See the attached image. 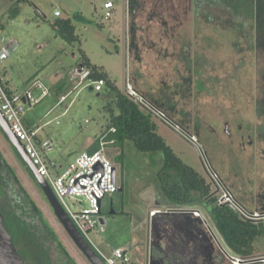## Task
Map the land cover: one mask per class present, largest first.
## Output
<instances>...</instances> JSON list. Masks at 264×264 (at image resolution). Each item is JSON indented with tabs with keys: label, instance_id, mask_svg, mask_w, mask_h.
<instances>
[{
	"label": "rangeland",
	"instance_id": "rangeland-1",
	"mask_svg": "<svg viewBox=\"0 0 264 264\" xmlns=\"http://www.w3.org/2000/svg\"><path fill=\"white\" fill-rule=\"evenodd\" d=\"M106 1H21L20 14L12 19L9 9L15 0H0V44L18 42L0 72L15 92L31 88L36 101L32 106L26 104L24 123L28 129L37 130V146L52 176L106 139L103 134L108 129L109 113L103 108L102 94L107 89L91 88L92 81L80 66L86 54L126 94L131 84L139 94L176 104L185 112V117L179 113L174 117L191 135L153 116L158 133L186 164L212 184L218 199L224 192L217 191L208 162L211 170L234 189L250 218L264 216L260 203L264 143L259 139V127L264 124V2L255 1L251 15L249 9H241L238 4L239 12L230 9L236 0H215L219 1L216 6L207 5L199 14L191 0H140L139 47L131 51L130 0H112L115 7L111 18L105 16ZM240 1L246 7L252 0ZM57 10L61 16L56 15ZM66 18L75 25L79 40L67 41L54 25ZM199 81L205 87L201 91ZM61 93H65V99ZM183 118L189 122L186 124ZM238 124L255 128L253 145H240ZM192 135L199 142L192 140ZM47 140L50 145L43 148ZM105 149L116 165L119 190L104 198V208L108 210L113 201L114 212L100 216L104 222L91 230V243L107 256L114 248L125 247L131 256L128 264H149L151 211L192 207L169 206L162 201L154 183L160 163L152 165L149 153L137 150L133 142L126 143L122 162L118 159L121 147ZM0 151L75 262L92 264L60 223L40 184L1 127ZM156 157L159 162L161 156ZM67 201L72 210H79L77 202ZM201 210L213 225L206 209ZM157 221L156 227H160L163 222L160 218ZM214 230L228 252L234 254L220 232ZM254 245L253 258L264 260V235Z\"/></svg>",
	"mask_w": 264,
	"mask_h": 264
},
{
	"label": "trees",
	"instance_id": "trees-1",
	"mask_svg": "<svg viewBox=\"0 0 264 264\" xmlns=\"http://www.w3.org/2000/svg\"><path fill=\"white\" fill-rule=\"evenodd\" d=\"M21 1L27 0H15L9 9L10 18L14 19L20 14ZM255 1L264 2V0H252L249 2L250 5L246 3V8L240 0H236L230 4L229 8L238 11V4L241 9H249L247 11L252 15L256 9ZM218 2L215 0H194V10L199 14L205 6H216ZM240 2L241 5H239ZM129 5L132 14L129 47L133 51L139 47L137 15L141 2L140 0H130ZM54 25L67 41L79 40L76 27L70 18L59 19ZM80 66L89 72L86 78L91 81L104 79L106 82L103 90L106 88L107 93L102 95L105 99L103 108L109 113V123L103 137L108 141L107 146L122 148L123 151L118 155L119 161L123 160L125 145L128 141L133 142L137 150L149 153L152 165L156 166L160 163V167L155 173L157 175L154 183L166 205H187L199 209L204 207L210 215L212 226L224 237L228 247L235 254L253 256L256 249L254 242L259 236L264 235V223L245 219L227 203H219L218 197L214 195L212 184L195 168L186 164L167 144L164 137L158 133L157 123L153 120L154 115L144 108V104L122 91L109 74L98 65L93 64L86 54H84ZM91 88L93 87L91 86ZM8 89L11 93L15 92L9 85ZM203 89L205 87L199 81V90ZM140 94L150 104L162 107L170 117L176 119L174 114L178 113L185 117V112H181L176 104L160 103L155 98ZM183 121L186 124L189 122L187 118H183ZM182 126L185 129L184 133L191 135L189 129L184 124ZM113 128L115 131H112ZM100 148L101 143H98L89 152ZM158 154L161 156L159 162L156 160ZM0 210L4 214L5 223L13 235L14 242L28 264H77L53 228L45 220L40 208L23 187L1 151ZM105 212L109 211L104 209L102 214ZM177 214L180 213H175V215ZM183 214L187 215V213H181V215Z\"/></svg>",
	"mask_w": 264,
	"mask_h": 264
},
{
	"label": "built area",
	"instance_id": "built-area-1",
	"mask_svg": "<svg viewBox=\"0 0 264 264\" xmlns=\"http://www.w3.org/2000/svg\"><path fill=\"white\" fill-rule=\"evenodd\" d=\"M115 4L112 0L104 3L105 16L111 18L113 16V9ZM56 15L60 16L61 12L56 11ZM18 42L13 40L7 45L0 44V66L10 56V54L17 48ZM85 77L89 74L88 71L83 70ZM93 89L102 91L105 85V80L100 79L92 81ZM127 94L144 104V108L151 111L154 116H157L167 122H170L176 131L184 132V127L176 119L170 117L162 107L154 106L146 101V99L139 94V92L128 84ZM48 90H44L47 94ZM64 96L62 99H65ZM36 99L32 93L31 88L25 89L23 93H11L8 89V84L4 76L0 72V110L8 120L13 132L23 143L27 153L37 166L39 173L45 177L49 182L56 196L61 204L68 212L72 220L75 222L79 230L91 243L90 232L101 222L102 203L107 195L116 193L119 190L117 184V168L112 158L107 154L105 147L108 141L106 139L101 143V148L89 152L81 153L74 161L69 163L60 173L52 176L47 163L43 160L40 150L37 146V130H30L24 123V112L26 104L32 106ZM115 131V128L112 129ZM192 140H199L195 135L191 136ZM50 142L44 141L42 147L46 148ZM208 167L212 173V178L218 180L219 174L211 170L208 162ZM223 198H228V194H223L219 199V203L223 202ZM77 202L80 206L79 210L74 211L68 204L67 200ZM159 209L151 211L152 219L158 215ZM165 212V211H161ZM193 213L195 216H201V212L191 209H180V211L172 210L170 213ZM205 223L208 224L206 220ZM212 227V226H211ZM92 244V243H91ZM93 245V244H92ZM94 246V245H93ZM108 264H128L131 262L129 251L125 247H116L112 250V255L107 256L95 245L94 246ZM235 264H240V258L236 256Z\"/></svg>",
	"mask_w": 264,
	"mask_h": 264
},
{
	"label": "flooded vegetation",
	"instance_id": "flooded-vegetation-1",
	"mask_svg": "<svg viewBox=\"0 0 264 264\" xmlns=\"http://www.w3.org/2000/svg\"><path fill=\"white\" fill-rule=\"evenodd\" d=\"M254 129L251 124L246 129L242 124H238L241 146L255 143ZM259 139L264 143V124L259 127ZM215 187L218 192L228 194V198H223L221 204H231L245 219L263 222L264 216L256 215L257 218L248 216L249 210L235 197L234 189L230 188L222 177L219 176ZM260 197V203L264 206V192H261ZM112 208H114L113 201L108 211ZM104 209L102 203L101 213ZM206 220V216L202 213L201 216L164 215L159 221L163 223L160 227H156L153 238L155 257L161 260L162 264H235L236 256L240 258V264H263L264 260L259 261L260 258L229 253L214 227L208 220V224L205 223Z\"/></svg>",
	"mask_w": 264,
	"mask_h": 264
},
{
	"label": "water",
	"instance_id": "water-1",
	"mask_svg": "<svg viewBox=\"0 0 264 264\" xmlns=\"http://www.w3.org/2000/svg\"><path fill=\"white\" fill-rule=\"evenodd\" d=\"M84 68L81 66V71ZM0 127L4 131L5 135L11 142V144L16 148L18 154L26 165L31 170L32 174L40 184L45 195L47 196L55 215L59 219L60 223L63 225L69 236L72 238L77 247L83 252L87 259L92 264H108L107 261L102 257L98 250L87 240L83 233L79 230L75 222L72 220L68 212L65 210L60 200L56 196L54 190L52 189L49 182L42 176L37 166L34 164L33 160L27 153L23 143L13 132L8 120L3 115L0 110ZM111 212H114L112 208ZM168 213V212H158V215ZM157 215V216H158ZM104 222V220H101ZM157 219L155 217L152 219V237L155 238V229ZM150 262L149 264H162L161 260L155 257L154 254V241L152 240L150 245ZM163 260V259H162ZM0 264H28L22 253L20 252L18 246L14 242L13 235L5 223V217L0 210Z\"/></svg>",
	"mask_w": 264,
	"mask_h": 264
},
{
	"label": "crops",
	"instance_id": "crops-1",
	"mask_svg": "<svg viewBox=\"0 0 264 264\" xmlns=\"http://www.w3.org/2000/svg\"><path fill=\"white\" fill-rule=\"evenodd\" d=\"M191 2H193L194 3V0H191ZM129 12H130V7H129ZM61 16V15H60ZM5 78V80L8 82V85L10 86V80L7 78V77H4ZM62 81V80H61ZM27 88V87H26ZM13 90V89H12ZM61 96H62V98L65 96V93H61ZM186 209H191V210H198V211H200L201 209H199V208H186ZM170 214H172V215H175V213L173 212V213H170ZM187 214H190V215H193V213H187ZM164 215H166V213H163V214H160V215H158V216H155V219H157L158 220V218H163L164 217ZM177 215H181V213L180 214H177ZM181 216H184V214L183 215H181ZM195 216V215H194ZM150 258V257H149Z\"/></svg>",
	"mask_w": 264,
	"mask_h": 264
}]
</instances>
